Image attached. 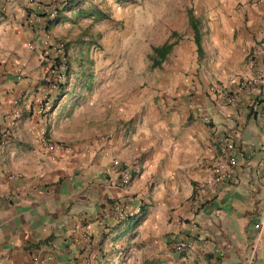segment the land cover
Masks as SVG:
<instances>
[{
  "label": "crops",
  "instance_id": "0c3cea01",
  "mask_svg": "<svg viewBox=\"0 0 264 264\" xmlns=\"http://www.w3.org/2000/svg\"><path fill=\"white\" fill-rule=\"evenodd\" d=\"M89 1L71 0L47 25L46 6L0 0V264H264V51L254 54L264 2L146 0L157 8L150 56L172 43L157 65L139 66L152 72L108 79L107 61L77 62L49 105L54 54L42 38L67 44L72 8ZM256 72V95L238 90ZM41 130L75 153L47 151ZM220 135L235 144L233 177L195 199ZM185 240L189 249H174Z\"/></svg>",
  "mask_w": 264,
  "mask_h": 264
},
{
  "label": "rangeland",
  "instance_id": "374dc122",
  "mask_svg": "<svg viewBox=\"0 0 264 264\" xmlns=\"http://www.w3.org/2000/svg\"><path fill=\"white\" fill-rule=\"evenodd\" d=\"M146 0H94L85 7L72 8L70 14L75 22L67 24L79 35L67 37L66 67L77 62H108V79H141L144 73L152 72L149 51L153 41V6H143ZM179 9V8H178ZM149 10V13L144 11ZM79 13V14H78ZM174 38V37H173ZM68 47V48H67ZM169 60V58L167 59ZM63 89L56 88L47 95L48 104L60 97Z\"/></svg>",
  "mask_w": 264,
  "mask_h": 264
},
{
  "label": "built area",
  "instance_id": "2783aa9c",
  "mask_svg": "<svg viewBox=\"0 0 264 264\" xmlns=\"http://www.w3.org/2000/svg\"><path fill=\"white\" fill-rule=\"evenodd\" d=\"M35 4L34 10L42 11L43 7H47V13L50 18H53L57 7L62 6L68 0H29ZM259 3H263L264 0H256ZM33 17H36V14H33ZM42 45L44 47H48L53 51L54 57L50 60L49 67L47 70V75L45 77L46 88L50 91L56 89L59 84H62L66 80L67 68L65 63V41L60 40L54 37L49 36L48 34H44L42 38ZM262 51H264V42L259 41L254 50V54L261 55ZM262 75L259 72L253 73L249 75L245 79L241 80L238 84V90L246 91L248 94L256 95L257 86L260 79H262ZM213 89V88H210ZM47 95V93L45 94ZM228 103L233 106L234 105V97L228 92H224ZM49 102V99H46ZM39 112L42 111V108L38 109ZM261 111L264 116V104L261 107ZM19 119V109H18V99L12 100V108L9 112V124L12 127H15ZM264 130V123H263ZM39 142L42 146L51 153L63 152L68 154H74L76 147L72 144L65 143L63 141L51 140L49 137L45 136L44 130L39 132ZM217 156L215 161L210 167V175L205 180L199 182L195 187V199L203 197L205 195L206 189L210 185L225 183L232 179L234 168L236 165V159L234 156V148L235 144L233 140L227 135H220L217 138ZM84 150L88 151L87 147H84ZM53 155L50 154L49 158L53 159ZM112 166H118L122 168V179L121 182L123 185H127L129 183L128 175L125 171V165L113 159L111 162ZM115 210L119 212L121 218L125 216L123 209L120 206H115ZM192 246L191 240L178 241L174 249L177 251L189 249ZM36 261L37 259L34 258ZM40 264V263H38ZM85 264H92L91 261L86 262Z\"/></svg>",
  "mask_w": 264,
  "mask_h": 264
},
{
  "label": "trees",
  "instance_id": "16d2710c",
  "mask_svg": "<svg viewBox=\"0 0 264 264\" xmlns=\"http://www.w3.org/2000/svg\"><path fill=\"white\" fill-rule=\"evenodd\" d=\"M70 1L71 0H68L65 4H63L60 8H58L56 10V13H55L54 17L51 20H49L47 25H49L50 23H52L53 21L56 20V18L59 16L60 12L69 4ZM188 23H189L190 27L196 32L195 23L193 22L191 17H188ZM194 41L196 42L197 49H198V52H199L200 48H199V43H198L197 36L194 37ZM171 45H172L171 42H165L161 46L152 47L153 56H150V58L152 60V65H157L159 63V60H161L164 57V55L170 49ZM64 48H66V44H65ZM63 85H64L63 83L59 84L57 88L60 89V88L63 87ZM56 99L57 98H54V100L52 102V105L55 103Z\"/></svg>",
  "mask_w": 264,
  "mask_h": 264
}]
</instances>
